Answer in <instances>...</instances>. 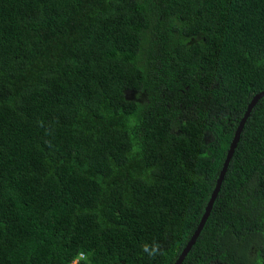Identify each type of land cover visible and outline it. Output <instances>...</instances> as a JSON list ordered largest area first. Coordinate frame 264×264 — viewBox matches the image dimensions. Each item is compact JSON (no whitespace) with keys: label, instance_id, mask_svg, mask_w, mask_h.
I'll return each instance as SVG.
<instances>
[{"label":"trees","instance_id":"16d2710c","mask_svg":"<svg viewBox=\"0 0 264 264\" xmlns=\"http://www.w3.org/2000/svg\"><path fill=\"white\" fill-rule=\"evenodd\" d=\"M261 91L264 0H0V264H174ZM181 264H264V97Z\"/></svg>","mask_w":264,"mask_h":264},{"label":"water","instance_id":"95a60500","mask_svg":"<svg viewBox=\"0 0 264 264\" xmlns=\"http://www.w3.org/2000/svg\"><path fill=\"white\" fill-rule=\"evenodd\" d=\"M264 97V91H261L257 94H255L252 99L250 100V102L248 103V105L246 106V109L243 113V116L242 118L240 119L238 125H237V128L234 132V135L232 137V140L229 144V147L227 149V153H226V156H225V160L222 164V167H221V170L219 172V175H218V178L216 180V184H215V187L214 189L212 190V193L208 199V202L204 208V212L200 218V221L198 222L192 236L190 237V239L188 240V242L186 243L185 247L182 249V251L180 252V254L178 255V257L176 258L174 264H181L182 261L184 260V258L186 257L187 253L190 251L192 245L195 243L206 219L208 218L209 214H210V211L212 209V204L216 198V195H217V192L219 191L220 189V186H221V183L223 181V177H224V174H225V171H226V168L228 166V163L231 159V156H232V153H233V150L234 148L236 147V144L238 143L239 141V137H240V134L243 130V126L247 120V118L249 117L252 109L254 108V106L257 104V102Z\"/></svg>","mask_w":264,"mask_h":264},{"label":"clouds","instance_id":"9594fccd","mask_svg":"<svg viewBox=\"0 0 264 264\" xmlns=\"http://www.w3.org/2000/svg\"><path fill=\"white\" fill-rule=\"evenodd\" d=\"M141 251L146 254L150 260H155L157 256L164 255L163 246L158 241H153L151 245H142Z\"/></svg>","mask_w":264,"mask_h":264},{"label":"rangeland","instance_id":"374dc122","mask_svg":"<svg viewBox=\"0 0 264 264\" xmlns=\"http://www.w3.org/2000/svg\"><path fill=\"white\" fill-rule=\"evenodd\" d=\"M259 93V92H258ZM257 94V93H256ZM252 99V98H251ZM239 123V122H238ZM238 125V124H237ZM236 128H237V126H236ZM236 130V129H235ZM235 130H234V132H235ZM233 135H234V133H233ZM233 137V136H232ZM232 140V139H231ZM231 140H230V142H231ZM230 142H229V144H230ZM229 144H228V147H229ZM226 153H227V151H226ZM79 260V257L78 258H75L74 260H72L71 262H70V264H77V261Z\"/></svg>","mask_w":264,"mask_h":264},{"label":"built area","instance_id":"2783aa9c","mask_svg":"<svg viewBox=\"0 0 264 264\" xmlns=\"http://www.w3.org/2000/svg\"><path fill=\"white\" fill-rule=\"evenodd\" d=\"M81 257H82V255L79 256V258H81Z\"/></svg>","mask_w":264,"mask_h":264}]
</instances>
